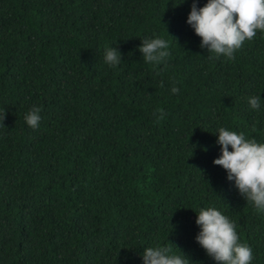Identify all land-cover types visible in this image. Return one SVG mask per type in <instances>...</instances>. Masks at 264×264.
I'll list each match as a JSON object with an SVG mask.
<instances>
[{
	"label": "trees",
	"instance_id": "16d2710c",
	"mask_svg": "<svg viewBox=\"0 0 264 264\" xmlns=\"http://www.w3.org/2000/svg\"><path fill=\"white\" fill-rule=\"evenodd\" d=\"M192 3L0 0V264H143L156 246L218 264L195 241L209 207L264 264V212L213 164L221 127L264 144V32L216 58L187 23ZM156 37L166 67L138 50Z\"/></svg>",
	"mask_w": 264,
	"mask_h": 264
},
{
	"label": "clouds",
	"instance_id": "9594fccd",
	"mask_svg": "<svg viewBox=\"0 0 264 264\" xmlns=\"http://www.w3.org/2000/svg\"><path fill=\"white\" fill-rule=\"evenodd\" d=\"M187 23L201 38L202 49L206 48L216 58L223 56L232 60L246 40H253L257 30L264 32V0H208L203 7H198L197 0H193ZM168 49L169 43L156 37L143 40L138 50L146 63L156 67L165 64L170 55ZM121 57L116 47L105 49L104 60L109 66L115 68L121 64ZM171 91L177 93L178 89L173 87ZM261 102L260 96L248 99L254 110L260 108ZM40 111V108L33 107L25 115L27 125L33 129L41 120ZM157 111L161 113L158 119H163V111ZM6 117V110L0 112V126H5ZM216 143L221 155L213 160V164L226 170L227 180L234 181L240 195L258 212H264V144L246 140L243 133L237 134L223 127L218 129ZM196 225L200 231L195 241L218 264H251V248L239 242L235 223L219 210L212 207L201 209ZM142 259L143 264H191L182 251L175 254L171 247H148Z\"/></svg>",
	"mask_w": 264,
	"mask_h": 264
}]
</instances>
